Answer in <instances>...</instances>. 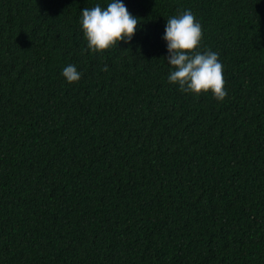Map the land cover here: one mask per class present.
I'll list each match as a JSON object with an SVG mask.
<instances>
[{
    "label": "trees",
    "instance_id": "trees-1",
    "mask_svg": "<svg viewBox=\"0 0 264 264\" xmlns=\"http://www.w3.org/2000/svg\"><path fill=\"white\" fill-rule=\"evenodd\" d=\"M110 2L0 0V264H264V0H122L135 35L92 53ZM184 10L223 101L168 83Z\"/></svg>",
    "mask_w": 264,
    "mask_h": 264
},
{
    "label": "clouds",
    "instance_id": "clouds-1",
    "mask_svg": "<svg viewBox=\"0 0 264 264\" xmlns=\"http://www.w3.org/2000/svg\"><path fill=\"white\" fill-rule=\"evenodd\" d=\"M140 20L133 16L122 0H111L107 7L99 4L81 11L80 24L87 50L102 53L121 41L129 43ZM203 38V29L191 10H184L167 19L162 39L167 45V63L171 66L168 83L178 85L182 93L200 95L211 93L217 101H223L225 90L223 64L219 54L212 50L197 51ZM83 51V50H82ZM102 71H107L105 65ZM62 76L69 83L78 82L81 73L74 65H67Z\"/></svg>",
    "mask_w": 264,
    "mask_h": 264
}]
</instances>
